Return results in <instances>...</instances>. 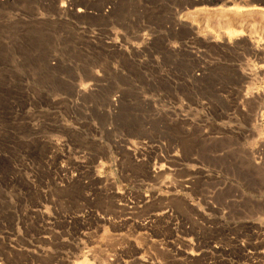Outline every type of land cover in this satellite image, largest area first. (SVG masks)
Masks as SVG:
<instances>
[{
  "label": "rangeland",
  "instance_id": "rangeland-1",
  "mask_svg": "<svg viewBox=\"0 0 264 264\" xmlns=\"http://www.w3.org/2000/svg\"><path fill=\"white\" fill-rule=\"evenodd\" d=\"M0 102V264H264V0H0Z\"/></svg>",
  "mask_w": 264,
  "mask_h": 264
},
{
  "label": "built area",
  "instance_id": "built-area-1",
  "mask_svg": "<svg viewBox=\"0 0 264 264\" xmlns=\"http://www.w3.org/2000/svg\"><path fill=\"white\" fill-rule=\"evenodd\" d=\"M212 245V247H211ZM210 245V243L208 244V250H198L196 257H192V256H188V253L185 251L183 252V259L181 264H195L196 261H199V264H214L217 260H224L225 258H221L220 254H216L217 247L215 246V244L212 242ZM215 251V253H214ZM204 253V256L200 257V253ZM246 253H249V256L251 258H257L258 262H262L264 261V247L258 249L256 252H251L249 250L246 251ZM251 254H255V257H252ZM111 261H113V259H111ZM134 261V264H143L144 262L141 261ZM114 262L119 263V260L116 258V261L114 260ZM147 264H153L152 261L147 262Z\"/></svg>",
  "mask_w": 264,
  "mask_h": 264
},
{
  "label": "bare ground",
  "instance_id": "bare-ground-1",
  "mask_svg": "<svg viewBox=\"0 0 264 264\" xmlns=\"http://www.w3.org/2000/svg\"><path fill=\"white\" fill-rule=\"evenodd\" d=\"M108 1H109V0H108ZM66 10H67V9H66ZM147 39H148V38H147ZM24 42H25V41H24ZM255 47H256V46H255ZM2 57H3V56H2ZM3 59H4V58H3ZM147 68H148V67H147ZM0 103H1V102H0ZM0 134H1V133H0ZM135 150H136V149H135ZM135 153H136V152H135ZM4 162H5V161H4ZM1 166H2V165H1ZM159 173H160V172H159ZM64 174H65V173H64ZM155 175H156V174H155ZM125 204H126V203H125ZM146 222H147V221H146ZM149 223H150V222H149ZM149 223H148L147 225H150ZM141 225H142V224H141ZM147 225H146V226H147Z\"/></svg>",
  "mask_w": 264,
  "mask_h": 264
}]
</instances>
